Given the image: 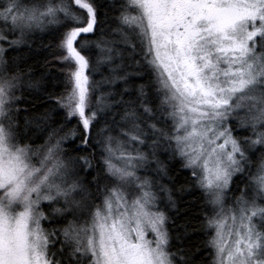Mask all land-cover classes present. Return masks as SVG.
<instances>
[{
	"label": "snow or ice",
	"instance_id": "obj_1",
	"mask_svg": "<svg viewBox=\"0 0 264 264\" xmlns=\"http://www.w3.org/2000/svg\"><path fill=\"white\" fill-rule=\"evenodd\" d=\"M101 7L0 0V264H264V0Z\"/></svg>",
	"mask_w": 264,
	"mask_h": 264
},
{
	"label": "trees",
	"instance_id": "obj_2",
	"mask_svg": "<svg viewBox=\"0 0 264 264\" xmlns=\"http://www.w3.org/2000/svg\"><path fill=\"white\" fill-rule=\"evenodd\" d=\"M113 0H98V3L102 5V7L99 10V15H100V26L97 32V36L101 32H108L110 27H111V13L108 12V9L106 7H103L106 4H111ZM106 13L108 15L106 16ZM39 42V41H38ZM93 61H95V56H93ZM104 69L101 68L97 73H96V79L99 80L100 77V72H103ZM29 101L26 99L24 103H28ZM23 106V104H22ZM41 133L39 130L36 131V136H40ZM78 142V141H77ZM258 159V158H257ZM176 168L179 169V164H175ZM253 174H255L256 168L253 166ZM175 175V173H174ZM181 180L184 178L181 177ZM188 202H191V199H188ZM174 219L176 221V224L173 225L172 221H169V228L172 230L173 233V238L175 239V235L177 232V226H188V230L186 233L183 232V227L179 228V231L183 234L184 236V241L186 244L189 246H192L194 249L196 247H199L200 252L197 253V258H198V264H203L204 261L207 262V264H212L213 256L210 254V249L207 248L205 241L207 239V235L205 232L200 230V222L203 219L202 214L199 211V208H193L189 209L187 207V204L182 201L181 202V211L179 215L174 216Z\"/></svg>",
	"mask_w": 264,
	"mask_h": 264
}]
</instances>
